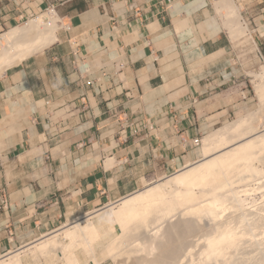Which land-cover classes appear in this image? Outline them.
<instances>
[{
  "label": "crops",
  "instance_id": "crops-1",
  "mask_svg": "<svg viewBox=\"0 0 264 264\" xmlns=\"http://www.w3.org/2000/svg\"><path fill=\"white\" fill-rule=\"evenodd\" d=\"M50 5L69 29L0 77V260L201 160L247 106L214 0H0V35ZM242 11L264 50V0Z\"/></svg>",
  "mask_w": 264,
  "mask_h": 264
},
{
  "label": "bare ground",
  "instance_id": "bare-ground-1",
  "mask_svg": "<svg viewBox=\"0 0 264 264\" xmlns=\"http://www.w3.org/2000/svg\"><path fill=\"white\" fill-rule=\"evenodd\" d=\"M216 6L225 12L230 37L253 43L233 1ZM61 29L67 26L54 12L47 20L38 18L1 34L0 77L56 43ZM256 77L264 108V66ZM263 108L205 136L201 160L109 205L120 233L105 250L117 264H264ZM103 212L67 223L0 264H23L22 254L31 250L43 257V264H55L54 257L78 264L79 247L87 251L90 264H99L92 244L105 237L97 221Z\"/></svg>",
  "mask_w": 264,
  "mask_h": 264
},
{
  "label": "rangeland",
  "instance_id": "rangeland-1",
  "mask_svg": "<svg viewBox=\"0 0 264 264\" xmlns=\"http://www.w3.org/2000/svg\"><path fill=\"white\" fill-rule=\"evenodd\" d=\"M220 1L221 0H214L212 16L216 18L218 26L222 30V36L226 40L225 43L226 45L223 44L222 50H218L213 60H215L217 68H223V69L228 68V71L231 72L230 78L232 81H236V82L240 80L243 81V88H244V92L246 93L245 96H243L244 98L243 101L246 102L247 106L246 108L243 109V112L240 115L230 118L228 121L224 122L223 124H219L215 128V130L224 127L225 125H229V123L235 122L241 117H246L252 113H256L260 111L261 108H263L262 107L263 104L257 95L255 87L257 84L260 83V79H258L256 75L258 76L262 72V68L264 66V50H262V47L258 45L255 38V33H252V29L250 28L249 25L247 26L248 22L245 20L242 11V0H232V1L234 5L239 9L242 22L247 23V24L245 23L247 26V35H250L252 37L254 44L248 43V41H246L245 38L233 39L230 37L229 33L227 32V29L223 25V21H224L223 15L225 14V12L224 11L219 12L216 6ZM252 1H256V0H252ZM38 18L47 20L48 15L47 14L39 15L33 19L28 20V23L25 22L24 24L20 25L17 28L24 27L26 26V24L28 25L31 21L37 20ZM263 109L261 111V118H262L260 121L261 126H264ZM213 131L214 130H212V132ZM200 143L202 147V142ZM159 181H161V179L153 182L150 186L156 185L157 183H159ZM105 210L97 219L100 225L104 227L102 228V232H103L102 235L105 237H103L102 240L95 241L92 245L94 250L96 251V255H97L96 257L99 264H117L116 261L111 256H109V253L105 250V246H107L106 244L110 242L112 239L116 238V236L120 233L119 232L120 227L114 221L111 210H109V208ZM110 228L114 231L113 233H110ZM107 234H109V236ZM51 235H53L52 232L50 233V236ZM60 241L63 244L68 243V240H60ZM86 254L87 251H85V249H83L82 247L81 248L79 247L77 249L76 257L78 264H90L88 259L89 256L87 254L88 256L87 258ZM40 256L41 255L36 250H31L28 251L27 253L25 252V254H22L21 261L23 262V264H43L44 259L42 256H41L42 258ZM53 261H54L53 263L55 264L67 263V261L64 260L59 261L56 257H54Z\"/></svg>",
  "mask_w": 264,
  "mask_h": 264
},
{
  "label": "built area",
  "instance_id": "built-area-1",
  "mask_svg": "<svg viewBox=\"0 0 264 264\" xmlns=\"http://www.w3.org/2000/svg\"><path fill=\"white\" fill-rule=\"evenodd\" d=\"M54 12H56V11H55V7H54L53 5H50V6L47 8V10H46V14H47V15H51V14H53ZM31 19H33V18L31 17ZM67 29H69V27H67Z\"/></svg>",
  "mask_w": 264,
  "mask_h": 264
}]
</instances>
